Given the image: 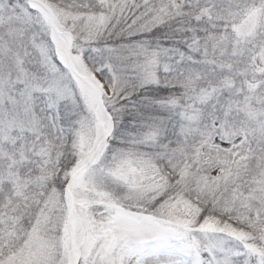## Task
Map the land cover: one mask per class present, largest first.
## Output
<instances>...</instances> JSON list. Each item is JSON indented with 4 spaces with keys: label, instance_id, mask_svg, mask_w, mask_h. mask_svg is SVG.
<instances>
[{
    "label": "snow or ice",
    "instance_id": "obj_1",
    "mask_svg": "<svg viewBox=\"0 0 264 264\" xmlns=\"http://www.w3.org/2000/svg\"><path fill=\"white\" fill-rule=\"evenodd\" d=\"M0 264H264V0H0Z\"/></svg>",
    "mask_w": 264,
    "mask_h": 264
}]
</instances>
